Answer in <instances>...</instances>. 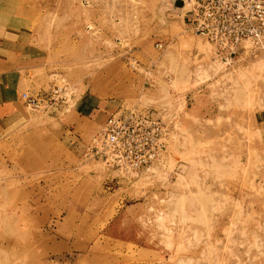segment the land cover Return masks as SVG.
Returning a JSON list of instances; mask_svg holds the SVG:
<instances>
[{
	"label": "rangeland",
	"instance_id": "rangeland-1",
	"mask_svg": "<svg viewBox=\"0 0 264 264\" xmlns=\"http://www.w3.org/2000/svg\"><path fill=\"white\" fill-rule=\"evenodd\" d=\"M196 1L0 0V39L43 54L25 91H74L0 118V264H264V58L193 34ZM127 107L166 128L133 172L90 151Z\"/></svg>",
	"mask_w": 264,
	"mask_h": 264
},
{
	"label": "built area",
	"instance_id": "built-area-1",
	"mask_svg": "<svg viewBox=\"0 0 264 264\" xmlns=\"http://www.w3.org/2000/svg\"><path fill=\"white\" fill-rule=\"evenodd\" d=\"M189 29L221 55L264 58V0H197ZM162 47V44H158ZM74 91L66 83L43 92H23L28 110L52 114L67 108ZM166 128L150 109L127 107L109 115L90 151L111 168L133 172L157 161Z\"/></svg>",
	"mask_w": 264,
	"mask_h": 264
},
{
	"label": "crops",
	"instance_id": "crops-1",
	"mask_svg": "<svg viewBox=\"0 0 264 264\" xmlns=\"http://www.w3.org/2000/svg\"><path fill=\"white\" fill-rule=\"evenodd\" d=\"M27 48L30 50L28 53H26L27 50L18 53L17 46L0 39V118L10 119L11 116L16 115V103L23 102L21 94L26 92V89H35L31 83L36 80L43 81L47 78L44 72L38 74L39 70L35 69L45 64L42 63L43 60L41 61L43 59L41 50L37 46H32V48L26 46ZM38 51L41 52V55L37 53ZM13 54L16 56H13ZM31 58L32 64L28 62ZM39 75L40 77H37ZM109 115L105 116L103 110L99 109L96 112L95 121L92 122L95 128L97 125L102 127ZM8 126L1 124L0 119V133Z\"/></svg>",
	"mask_w": 264,
	"mask_h": 264
},
{
	"label": "water",
	"instance_id": "water-1",
	"mask_svg": "<svg viewBox=\"0 0 264 264\" xmlns=\"http://www.w3.org/2000/svg\"><path fill=\"white\" fill-rule=\"evenodd\" d=\"M174 4L177 7L182 6L184 4V0H174Z\"/></svg>",
	"mask_w": 264,
	"mask_h": 264
},
{
	"label": "bare ground",
	"instance_id": "bare-ground-1",
	"mask_svg": "<svg viewBox=\"0 0 264 264\" xmlns=\"http://www.w3.org/2000/svg\"><path fill=\"white\" fill-rule=\"evenodd\" d=\"M186 5V0H184V4L182 6H179V8H183ZM261 62V61H260ZM259 63V62H258Z\"/></svg>",
	"mask_w": 264,
	"mask_h": 264
}]
</instances>
